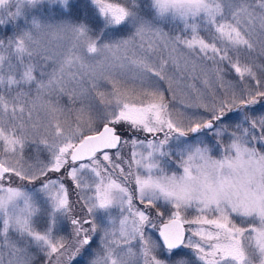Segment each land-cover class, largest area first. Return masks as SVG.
<instances>
[{"label": "snow or ice", "instance_id": "6c2138e0", "mask_svg": "<svg viewBox=\"0 0 264 264\" xmlns=\"http://www.w3.org/2000/svg\"><path fill=\"white\" fill-rule=\"evenodd\" d=\"M42 2L0 0V29L15 26L0 34V264H196L180 249L199 264H264V114L252 110L264 103V0H151L152 20L141 0H92L108 26L133 29L102 46L85 25L29 17ZM181 83L207 116L169 111ZM234 110L242 121L225 127ZM204 129H218L222 158L190 145L183 173L168 174L170 139ZM17 180L38 182L48 206L3 187ZM153 217L162 244L147 235Z\"/></svg>", "mask_w": 264, "mask_h": 264}, {"label": "rangeland", "instance_id": "374dc122", "mask_svg": "<svg viewBox=\"0 0 264 264\" xmlns=\"http://www.w3.org/2000/svg\"><path fill=\"white\" fill-rule=\"evenodd\" d=\"M109 2H121V0H109ZM141 14L145 16V19H154L155 13L152 8L151 0H141ZM28 16L35 18L40 22H47L52 24L59 23H70L73 25H85L90 29V34L94 39L97 40L99 45H104L108 43L116 42L120 39L127 38V35L133 30L131 25L127 27L121 26H108L105 22L104 17L100 14L99 10L93 4L92 0H68L67 5L60 2V0H43L42 3L37 5L34 8L28 9ZM15 27L14 25H6L2 29H0V34H6L8 32V28ZM173 27V22H168L166 30L171 29ZM9 35L11 33H8ZM234 75V73H233ZM190 83H194L196 87L202 88V84L199 80L189 81ZM166 87V86H165ZM174 87H176L174 85ZM105 90V89H101ZM166 99L171 100L172 93L166 92ZM195 94H189V91L184 87V84L181 83L179 87H176V99L169 103V111L172 112L174 117L183 118V116H190L193 113L202 114L207 116V113L203 108H189L185 105L191 103L193 100V96ZM207 99V97H205ZM173 104L175 107H173ZM252 110L255 111L258 115L264 114V103H259L252 107ZM43 114L41 113V116ZM242 121V113L239 111H232L228 113L225 117L223 124L225 127L235 126V124L240 123ZM186 123V121H185ZM127 128V124L124 125ZM218 129H204L199 133H189V137H173L170 139L169 143L166 145L167 150L172 153L171 158L168 160L166 164V171L168 174H182L183 169L180 167V162L178 160V156L184 149L190 145H196L201 147H206L210 150V154L213 158H222L223 155V145L220 142V138L216 135ZM132 135V133H129ZM139 137L140 141H144L145 145L148 141H153L154 139H163V133L156 134L154 138L151 134L146 132L137 133V135H133V139ZM127 139V137H125ZM227 140V135L224 137ZM203 142V143H201ZM37 147H43L42 145L36 146L33 145L31 149L26 150L29 155L35 153ZM131 145L125 146L122 151L125 155L129 153ZM141 151H147L146 147L144 149H140ZM44 155V154H42ZM163 159V158H161ZM3 187H19L22 191L27 192L31 195L34 200L42 205L47 207L46 197L43 194V191L40 186H38V182L30 183L24 181H13L11 184L5 182ZM2 194V193H0ZM72 199L75 201L76 196L74 195ZM161 207H164V202L160 201ZM80 213V205L77 204L75 209L72 211L71 215H77ZM109 216L118 217L119 211L118 209H112L109 214L104 213L101 210L98 213V220H100L104 225L108 224ZM163 222L167 221V215L163 218ZM153 223L156 224L157 227H148L146 229L147 235L152 239L153 242H158L162 244L158 238V230L160 227L161 219L153 217ZM0 224H2V216H0ZM39 224H43V219L41 218ZM58 227L60 230V235L65 238L69 237L73 232V226L71 225L70 219H63L58 223ZM191 227L189 225H185L186 229V239H198V237H193L191 235ZM135 251V249H134ZM178 251H182L185 254V258H191L196 261V264H199L198 258L195 256V253L191 249H180ZM163 256L168 257L169 254L166 249L163 250ZM65 260L67 257L64 258ZM72 264H85V258L83 256H77L72 261Z\"/></svg>", "mask_w": 264, "mask_h": 264}, {"label": "water", "instance_id": "95a60500", "mask_svg": "<svg viewBox=\"0 0 264 264\" xmlns=\"http://www.w3.org/2000/svg\"><path fill=\"white\" fill-rule=\"evenodd\" d=\"M166 222H167V221H166ZM166 222H164V223H166ZM162 227H163V224H161L159 228H162ZM157 235H158V238H159L160 242L163 243V238L160 237V235H159V231H158ZM185 235H186V233H185ZM165 249H166V248H165Z\"/></svg>", "mask_w": 264, "mask_h": 264}, {"label": "flooded vegetation", "instance_id": "af4514ba", "mask_svg": "<svg viewBox=\"0 0 264 264\" xmlns=\"http://www.w3.org/2000/svg\"><path fill=\"white\" fill-rule=\"evenodd\" d=\"M190 135H188V137H189Z\"/></svg>", "mask_w": 264, "mask_h": 264}]
</instances>
